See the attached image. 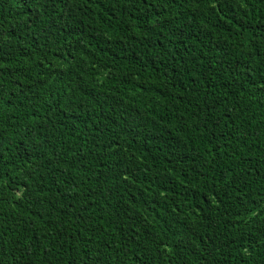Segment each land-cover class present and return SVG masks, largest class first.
<instances>
[{"label": "trees", "instance_id": "1", "mask_svg": "<svg viewBox=\"0 0 264 264\" xmlns=\"http://www.w3.org/2000/svg\"><path fill=\"white\" fill-rule=\"evenodd\" d=\"M0 264H264V0H0Z\"/></svg>", "mask_w": 264, "mask_h": 264}]
</instances>
